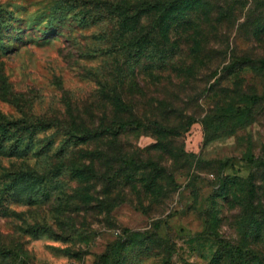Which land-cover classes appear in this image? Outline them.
<instances>
[{
	"label": "rangeland",
	"instance_id": "1",
	"mask_svg": "<svg viewBox=\"0 0 264 264\" xmlns=\"http://www.w3.org/2000/svg\"><path fill=\"white\" fill-rule=\"evenodd\" d=\"M0 141V264H264V0H0Z\"/></svg>",
	"mask_w": 264,
	"mask_h": 264
},
{
	"label": "trees",
	"instance_id": "2",
	"mask_svg": "<svg viewBox=\"0 0 264 264\" xmlns=\"http://www.w3.org/2000/svg\"><path fill=\"white\" fill-rule=\"evenodd\" d=\"M133 124H135V122L134 121H128V122H119V123H117V128H116V130H124V129H126L127 127H130V126H132ZM3 130H5L4 128H3ZM108 130H110V131H113V129H108ZM6 131V130H5ZM2 144V141H0V152H2L1 151V145ZM14 149V147L12 148V150ZM28 150V143H23V141L22 142H20V144L19 145H17L16 144V146H15V149H14V151L15 152H26Z\"/></svg>",
	"mask_w": 264,
	"mask_h": 264
}]
</instances>
